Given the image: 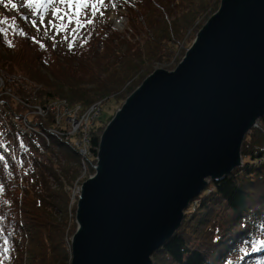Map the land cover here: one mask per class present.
Wrapping results in <instances>:
<instances>
[{
	"label": "trees",
	"instance_id": "obj_1",
	"mask_svg": "<svg viewBox=\"0 0 264 264\" xmlns=\"http://www.w3.org/2000/svg\"><path fill=\"white\" fill-rule=\"evenodd\" d=\"M210 1L131 0L124 4L127 28L122 33L96 15L91 23L80 24L64 51L42 43V34L29 30L26 17L0 12V19L7 21L0 24V68L36 85L42 105L65 99L88 107L100 99H125L154 64L169 62L179 51L184 34ZM214 1L216 10L219 0ZM0 8L6 10L2 3ZM16 21L25 33L15 29ZM47 119L50 126L52 116ZM260 124L264 128V118ZM92 129L90 153L95 157L103 127L95 124ZM13 135L10 146L0 133V250L5 240L9 249L4 264H21L24 252L27 264H69L65 239L75 226L67 219L63 187L78 175L80 157L55 137L45 146L35 132L13 126ZM40 147L50 156L46 163L39 159ZM241 154L242 167L193 200L181 227L154 254L153 264H264V134L250 131Z\"/></svg>",
	"mask_w": 264,
	"mask_h": 264
},
{
	"label": "water",
	"instance_id": "obj_2",
	"mask_svg": "<svg viewBox=\"0 0 264 264\" xmlns=\"http://www.w3.org/2000/svg\"><path fill=\"white\" fill-rule=\"evenodd\" d=\"M264 118V0H220L173 70L124 100L81 184L69 264H153Z\"/></svg>",
	"mask_w": 264,
	"mask_h": 264
},
{
	"label": "rangeland",
	"instance_id": "obj_3",
	"mask_svg": "<svg viewBox=\"0 0 264 264\" xmlns=\"http://www.w3.org/2000/svg\"><path fill=\"white\" fill-rule=\"evenodd\" d=\"M130 1L131 0H126L125 2L123 0H104L103 3H99L98 0H88L89 5H93V4L96 5L95 9H92L91 7L81 9L79 16H75L73 15V12L68 11L66 5L60 4L58 0H56L55 3L46 4L44 7L40 8L39 10H35L33 8H29L25 6L24 0H13V3L17 4V8L13 9L11 5H9L8 9L4 10L3 8H1L0 12L3 15H6L9 17H17V15L26 16L28 18V21L32 22L37 27V30L42 34L41 35L42 39L40 38L42 43L45 44L49 42L50 44H52V46L54 47L56 51H64L66 50L68 45L71 43L73 37L76 34V31L79 30L80 24L83 22H88L89 20L92 19V16L95 14H98V16H101V19L104 20V23L108 24L111 29L117 31L118 33H122L127 28L126 17H125L126 10H125L124 4L125 3L128 4ZM214 3H215L214 0L210 1L209 2L210 6L207 8L203 16L198 18L196 22H194L193 25L186 31L182 40L180 41L179 51L172 56L171 60L169 62L166 61V62H160V63L154 64L153 71L156 69L173 70L176 67V65L180 62V60L184 56L185 51L189 48L192 41L194 40L196 33L199 31L202 25L206 22V20L213 13H215V11L218 9V7L216 10L214 9L215 8ZM56 8L60 9L61 15H64L65 13H67V16L65 19L60 20L53 16V12ZM73 11L75 10L73 9ZM41 19L43 20V23H41ZM77 19L81 20V23L79 25L76 23ZM70 20L71 22H69ZM16 22L17 23L14 24L15 29L17 31L25 33L27 29H25L19 21H16ZM116 22L120 23L119 27L115 26ZM29 30L31 31V29ZM97 50L99 51L101 50L99 44L97 45ZM1 69L3 70L2 67L0 68V71ZM2 72L3 73L6 72L5 74L8 75L7 71H2ZM4 78L6 77H3V75H0V92H1L0 98L4 99V101L8 104V106L1 109L0 111V133H6L9 131L11 132V136H13V126L16 128V130L25 129V131L27 132H29V130L32 131V129H36L41 139H43L44 144L48 143L49 145L51 136L45 135L46 133L44 132V131L49 130L48 128L49 126L47 128H43L44 124L45 125L48 124V119L40 118L41 119L40 120L38 118V120H36L34 117L38 116L37 114H35L36 115L35 116L31 114L29 110L24 111V109L27 108L24 102L25 99L24 100L20 99L17 96L18 94L17 91L13 89L14 84L13 83L11 85L8 84L4 80ZM143 79L140 81V83L143 81ZM140 83L137 86H139ZM8 88H10V90ZM56 100L58 102L60 100L61 103L64 102V99H56ZM124 100L125 99H116V98L111 97V98H108L107 100L100 99V100L95 101L93 103L94 105L99 104L101 106V110L99 114L98 112L93 113L94 115H96L95 124L102 126L104 129L106 124L110 121V119L115 114L116 110L120 108ZM71 106L72 105L70 104H64V106L59 107L60 109L56 108L53 112L57 114L58 112H61L63 109H70ZM79 106L81 107L82 110L87 108L81 105ZM89 107L90 106H88V108ZM82 114H84V111H82ZM84 116L90 117L92 116V114L90 115L84 114ZM39 125H42V126L40 127ZM92 125L93 126L90 125L89 130H87V132H83L81 136H76V135L72 136L71 141H70V143L74 147V148L72 147L73 150L77 152L79 157L83 158L82 161L80 160V171L78 175L71 181L70 185L66 184L63 187V190H65V192L68 194L67 196H68L69 215L67 216V219H69L70 222H74V211H75V206H76L78 196L80 193L81 184L92 175L91 169L95 166L94 163H95L96 157L92 156L90 153V139H91V134L93 130L92 128L94 127V123ZM41 128L43 129V131ZM44 129H48V130H44ZM5 140H6V136H5ZM32 141H34V139ZM79 141H82L83 147H78L79 145L78 146L75 145V144H78ZM37 145H40V144H37ZM40 148H41L40 149L41 154L39 156V159L41 162L46 163V159L50 158V156L48 152H46V150H44L42 147ZM52 156L53 155H51V157ZM56 159L57 158H53L52 162L55 163ZM46 176L50 184V187L52 189H55V183L53 182V179H51L48 173H46ZM73 209L74 211H72ZM74 226H75V223H74ZM72 234L68 235L65 239L67 245L69 246H70V239H71ZM27 246H28V239H26L24 243V249ZM27 258H28V255L24 252L22 255L21 264H27L26 262Z\"/></svg>",
	"mask_w": 264,
	"mask_h": 264
},
{
	"label": "built area",
	"instance_id": "obj_4",
	"mask_svg": "<svg viewBox=\"0 0 264 264\" xmlns=\"http://www.w3.org/2000/svg\"><path fill=\"white\" fill-rule=\"evenodd\" d=\"M0 75H3V77H6L4 78V80L10 85L12 83L19 82L18 78L14 76L6 75L2 71H0ZM34 101H35L34 97H29L25 99L24 102H25L26 107L30 108L34 114H37L40 116H44L47 114L48 111L53 112L56 108L62 107L64 106V104H67L65 101L63 103H61L60 101L59 102L55 101V102H51L50 105L47 107H40L38 105H35ZM2 103L3 102H0V104ZM100 110H101V106L99 104L90 105L89 108L87 107L84 110H82L79 105L71 106L70 109H63L61 112H58L57 114H55L56 116L55 125L58 128H61V130L58 131L57 133L60 136H68V137H72L74 135L81 136L83 132H87V130H89L90 125L93 126L92 124L95 123L96 115H94L93 113L98 112L99 114ZM82 111H84V114H89V115L92 114V116L85 117L84 114H82ZM62 122H63V125H62ZM75 145L77 146L79 145L78 147H83L82 141H79L78 144H75Z\"/></svg>",
	"mask_w": 264,
	"mask_h": 264
},
{
	"label": "snow or ice",
	"instance_id": "obj_5",
	"mask_svg": "<svg viewBox=\"0 0 264 264\" xmlns=\"http://www.w3.org/2000/svg\"><path fill=\"white\" fill-rule=\"evenodd\" d=\"M25 6L29 8H33L35 10H39L40 8L44 7L46 4H52L55 3L56 0H24ZM58 2L62 5H66L69 12H73V15L79 16V13L81 9H85L88 7H91L92 9H95L96 5H89L88 0H58ZM99 3H103L104 0H98ZM0 3L4 4L5 7L8 5H11L13 9L17 8V4L13 3V0H7V3H4V0H0ZM73 9L75 11H73ZM53 16L55 18H58L60 20H63L66 18L67 13L64 15L60 14V9L56 8L53 12ZM71 22V20L69 21ZM6 20L0 19V24H6ZM41 23H43V20L41 19ZM76 23L79 25L81 23L80 19L76 20ZM88 23H91V20L88 21ZM4 29L0 28V32H3ZM0 191H3V187L0 186ZM8 241H4V247L2 250H0V264H4V261L8 257L9 249L7 247ZM255 250V248L253 249Z\"/></svg>",
	"mask_w": 264,
	"mask_h": 264
},
{
	"label": "bare ground",
	"instance_id": "obj_6",
	"mask_svg": "<svg viewBox=\"0 0 264 264\" xmlns=\"http://www.w3.org/2000/svg\"><path fill=\"white\" fill-rule=\"evenodd\" d=\"M115 26L116 27H119L120 26V23L119 22H116ZM69 249H70V246H69Z\"/></svg>",
	"mask_w": 264,
	"mask_h": 264
}]
</instances>
